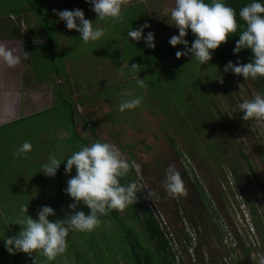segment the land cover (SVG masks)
Returning a JSON list of instances; mask_svg holds the SVG:
<instances>
[{"label": "rangeland", "instance_id": "374dc122", "mask_svg": "<svg viewBox=\"0 0 264 264\" xmlns=\"http://www.w3.org/2000/svg\"><path fill=\"white\" fill-rule=\"evenodd\" d=\"M80 1L83 2L84 0ZM4 2L6 4H11L14 2V0H0V12H2L5 8ZM146 2L148 3L154 19H156L155 38L167 39L169 41V38L172 35L178 34V29L168 23L166 12V10L170 12L171 8L174 7L175 0H146ZM38 3L39 2L37 1L35 2L36 6L33 7V10L35 12L39 11L40 14L43 12L44 17L47 19V26L52 28L54 23L48 20L50 19L48 16L54 13L53 9L63 10L64 6L65 8L71 9L69 5H75L77 7H79L81 4L82 6L84 5L83 3L76 5V2L70 4L69 0H60V4L59 2L56 3V5L49 3V5L42 8L44 11L41 12V8H38L40 7ZM59 6L63 7L58 8ZM133 7L139 8L135 9ZM132 8L130 10L128 9L126 13L130 12L132 21L136 20L135 18L140 16V19L135 21V27L139 26V22L145 23L150 21L149 17L145 13L146 11L142 12L143 9H141L140 4L132 6ZM133 12H136L138 15H132ZM95 20L92 21L94 22ZM95 22H97V24H99L101 27L103 26L106 31L100 40L93 42L91 45L92 48H90L88 51L90 54H96L97 56L100 55L101 51L106 53L108 56L115 54L119 44L109 45V42L119 38V30L124 24L119 21L113 22L111 19L102 21L98 20ZM169 22L171 23L170 20ZM124 23V27L133 26L132 22L130 23L127 18ZM46 24H44L43 27L46 26ZM52 31L54 38L56 36L62 40L63 35L67 37L69 36L68 38L70 40V46H73L75 43L78 44L80 40L78 36L69 33L71 30L68 29V32L67 28H62V30L54 29ZM185 39L189 41V45L190 42L195 39L194 35L191 33V30H189V34L185 37ZM57 41L59 45H61V41ZM180 46L181 45H177V47ZM183 48L184 45L181 47V49ZM49 53L50 52L43 51L41 48L36 50L31 48L32 61L36 66L37 78L42 79L47 77L51 78V82H56V73L54 72L53 75L52 71L49 72L51 66L56 65L58 71L60 72L59 74L66 75L65 73L68 74L67 67L70 66L68 65L70 62L66 61L67 56L70 58V55H76L77 53L72 52V50H68L67 48L65 49V47L62 48L58 46L56 47L55 52L52 54L55 57V61H53V58ZM188 56L191 57V55ZM213 56L212 59L215 62L206 63L204 65L205 67L203 68L206 70L210 80V82H208L210 84L209 86L212 87L213 93L216 94L214 99L213 97L208 99V103L210 104L211 109L215 112H218V109L221 110L218 114L221 123L220 128L217 131L219 135L221 134V137H218L219 135H215L212 130H208V132L205 129H198L192 120L189 119L187 111H183V108H181L183 114H181V117L179 115L178 118L182 124L168 123V116L163 114L161 109H156L158 111L154 112L152 105L149 104L145 98V95H149L147 92L148 90H150L151 97L152 85L148 81V75L142 73V71L141 73L139 72L140 74L138 77L134 78V80L129 79V82H117L116 84L111 83V76L114 77L113 73H110L111 76L109 73H103L104 75L100 77H87L86 80L88 86L86 87H84L85 85L82 84L80 76L73 73L71 77L75 81V93L83 94L85 92L81 97V101H77V98L75 97H70L68 95L69 91H66L64 86L61 89H58V87L55 86L56 97L54 105H50V107L46 110L33 113V116L30 118L28 123L23 122L16 129L9 127V124L3 129L0 128V147L3 149V158L0 156V211H3V215H8L7 220L9 221V224L3 226V233L5 236L2 238H7V236H15L21 229V226L17 224V221L27 215L26 212L22 213L21 211L19 214H17L10 208V199L12 196L15 197L14 190H20L21 194L19 195L21 197H38L41 195L39 191L41 192V190L44 188V185L47 186L48 184H51L52 187V185L55 184L54 180L49 179L44 175L40 177L41 173L39 162L29 161L36 156V153L29 152L27 156H14L13 152L18 148V146L21 145L20 143H23L26 140L31 142L35 138L38 139L40 138L38 134L44 132V138H46L47 142L49 144L51 143L52 147L56 148V150L59 149L60 151L58 152L55 150L51 154H55L57 158L61 160V168L65 173L64 177L66 179L64 181L67 184V180L70 178V175L65 172V165L63 162L69 155L72 154V152L79 150L77 148H79L80 142H76L77 136H74L72 132L69 131L70 129L68 132L66 130L69 123L73 124V121L71 120V116L73 114L72 104L73 102L76 103L77 101L76 105L79 107L80 103H86V101L89 102V100L92 99V105H96V109L100 108L96 113L99 115L97 117H102V120L105 123H100L99 131L102 134L108 136L107 132L109 130L106 127L110 126L115 137L120 135V139L122 140L117 142L112 141V143L115 145H122L121 148L123 147L128 155L129 151H133L136 156L133 157V159L137 164L140 165V169L141 166H147L149 163H151V161H156L161 157H164L163 152L166 154L167 150L171 148L168 144L167 136L169 137V135H174L179 139L180 145L184 148L186 153V157H184V159L182 158L183 161L188 167L190 166V169L195 171L194 175H197L198 178H200L207 186L212 198L215 199L219 205V208H221L222 211L226 206L228 208L230 203L229 194H231L233 191H236L237 189H240L247 206L252 212V215L253 211L249 200L250 197L253 198L254 204L258 210V217L261 219L264 228V188L261 189L256 184L250 168L251 164L258 172L264 186V131L261 130L264 125L256 124L251 120L244 121L241 118L243 113L238 112V109H236L238 102L244 99H250L252 98L253 94L260 92L257 90V87H255L251 78L245 80L241 75H236L231 72L224 73L223 69L226 64L224 65V63L219 62L218 57L213 58ZM51 58L52 60L50 61ZM174 58L178 59L177 57ZM223 58L227 59V57ZM233 59H236V61H233ZM233 59L229 58L227 60L232 61L233 63H242V60L237 58V56ZM85 60H88V58H85ZM191 62L195 61H192L191 59ZM83 63L86 64V62ZM162 63H164V61H162L160 64ZM72 66L74 67L73 71L79 72V68L75 63H71V68ZM104 69H108V71H110V66L105 65ZM158 74H160V72H158ZM189 75L190 72L187 76ZM221 75L222 82L220 80ZM75 76L77 77L76 79ZM139 77L144 79V87L137 86L136 81L139 79ZM161 77L164 78L161 86V94L168 96V91L170 88L172 89L173 82L175 81L172 80L167 73H162ZM63 81L65 86L68 85L69 79H63ZM230 87H232V93L230 91ZM60 90H62L63 94L64 91H66L64 96L66 95L67 102L62 100V96H60ZM89 91L91 92L88 93ZM124 91H130L133 93V95L143 97L142 104L138 106V113L141 118L136 116V109L126 110L123 113L118 110L117 105L120 103L122 98L121 94ZM180 92L183 93L182 87H180ZM70 93L72 95L75 94H73V92ZM49 99L50 97L47 96L44 97L43 101L48 102L47 100ZM216 99L218 102H213ZM98 101H101L102 103L97 105ZM153 107H158V105L153 104ZM59 126L63 128L65 127V129L59 130ZM80 129L82 130V128ZM56 130L58 132L57 134L55 133ZM58 136L64 139L59 138ZM41 139H43V136H41ZM191 139H195L192 140L193 143L196 141V139L199 141V143L193 144ZM206 142L210 143L205 144ZM210 145L213 146L214 149L212 152L209 150ZM172 152L173 151H170L168 158L171 157ZM202 159H204V162H202ZM219 162L223 172L216 166ZM233 164L240 167L241 176L243 175L245 177V189L243 188V185H241V180L238 181L234 173L231 171V165ZM188 167H186V165L183 166V169L187 175L189 186L186 188L187 192L181 196H183L186 201L188 200V204H191V207H194L195 203L189 198V194L190 197H193L191 195L192 187L190 184V180H192L193 177H190L188 174ZM223 173L226 174V180L223 176ZM71 175H75V168L73 169ZM228 179L232 180V184L227 182ZM2 180L3 185L1 184ZM42 183L44 184L43 186H41ZM153 184L151 183L152 191L157 194L155 199H159V201H157L161 202L167 211L171 213V197L165 195L164 191L166 190L163 191L162 186L159 185V183ZM249 193H251L250 197L248 195ZM58 196L67 197L68 195L66 193L63 194L62 192L58 193ZM68 205L69 204L66 206L63 205L65 206L62 207L63 210L61 212L58 211L56 216L50 217V219L65 218L70 211ZM77 210H83L86 213L89 211V209L84 205H82L81 208L78 207ZM131 211L132 210L130 208H126L120 211V213L122 215L125 214L124 216H127V218L131 221L129 225H131L134 230L140 233L142 231H140L138 228L134 217L130 215L132 214ZM37 212L38 210H31L28 211V214L35 218L37 216ZM228 212V220H230L232 218V214H230L231 211L229 208ZM206 219L209 221L208 216H206ZM253 220L255 221L254 215ZM197 222L199 226L203 227V229L204 227L208 228L207 226H204L206 225V222L203 225L204 219H202L201 216H198ZM261 229L262 228H260V230ZM140 239L144 244L148 242L145 239V235L141 234ZM262 249L264 250V244ZM131 252L132 249L130 248L129 243L126 242L122 232L120 233L119 231L117 223H115L113 218L109 216V213L108 215L101 217V223L91 232L70 231L67 237L66 252L60 256H57V258L53 261H47L46 258L39 253H33L32 255L23 252H18L15 254L9 253L4 246V240L0 239V264H124L126 259L127 261L132 260L129 256L132 254ZM160 259V256H157L155 253V264H161L162 262Z\"/></svg>", "mask_w": 264, "mask_h": 264}, {"label": "clouds", "instance_id": "9594fccd", "mask_svg": "<svg viewBox=\"0 0 264 264\" xmlns=\"http://www.w3.org/2000/svg\"><path fill=\"white\" fill-rule=\"evenodd\" d=\"M91 10L97 14L96 21L111 19L113 22L123 21L122 9L126 0H86ZM60 21L65 22L69 30H76L84 43L100 40L106 29L85 17L82 9H53ZM167 12V21L178 29V34L169 38L173 47L184 45L175 53L177 58L191 55L192 61L201 65L208 63L213 51L226 43L230 36L239 35L233 48L234 54L243 49H250L253 53L249 62L233 63L228 61L223 72L241 75L245 80L264 77V0H250L237 13L226 0H175L174 7ZM237 16L244 23L238 22ZM171 21V23L169 22ZM148 22L139 27L130 28L127 36L132 41L143 40L148 48H155V33L145 29L150 28ZM189 30L195 39L189 45L185 37ZM27 52L25 51V54ZM0 62L8 67H15L21 62L18 50L0 43ZM123 67V66H122ZM134 70L137 64L129 65ZM222 82V75L220 77ZM138 87H144V79H137ZM122 98L117 105L120 112L133 110L140 106L142 96L133 95L130 91L122 92ZM236 109L243 113L244 121H254L264 125V93H255L252 98L237 103ZM264 131V127L261 129ZM33 145L24 141L14 152V156H27ZM62 162L55 154H49L47 161L41 165L40 173L55 177ZM65 172L70 175L67 180L65 193L72 199L68 208L71 210L65 218L55 217V209L50 205H43L37 216L28 214V205L21 206V212L27 213L17 221L21 226L15 236L0 238L9 253L18 252L39 253L47 261H53L66 252L67 237L70 231L91 232L101 223V217L112 210L122 211L129 205L135 204L138 193L142 192V185L132 180L121 183L130 170L140 171V165L124 157L119 147L106 140L98 139L90 145H81L79 150L72 152L63 162ZM75 168V175H71ZM136 173H134L135 175ZM166 192L173 197L186 193V187L181 173L174 165H169L162 181ZM148 196L154 201L157 194L148 190ZM86 206L89 211L77 210L78 205ZM259 264H264V257Z\"/></svg>", "mask_w": 264, "mask_h": 264}, {"label": "trees", "instance_id": "16d2710c", "mask_svg": "<svg viewBox=\"0 0 264 264\" xmlns=\"http://www.w3.org/2000/svg\"><path fill=\"white\" fill-rule=\"evenodd\" d=\"M249 2L250 0H226V3L231 5L234 9H236L237 13L239 12V9L241 7H243ZM237 19L240 24L244 23L242 20H240L238 16ZM237 39H239L238 34L230 36L226 43H223L218 49L213 51L214 54L213 58L218 57L219 62L224 63V65L227 64L228 62L227 59L229 58L233 59L236 58V56L237 58L242 60V63L249 62L250 58L253 55L250 49H243L238 55L233 53V48L235 47V41ZM156 44H158L156 48H148L147 46L145 47L147 53L149 54V56L145 57V62H148L150 64H152L151 62H154V64H156L162 60L164 61V63L159 64L158 69L155 70L152 69L153 65L150 66L149 64H147L144 69L145 71H142V73L148 75L149 77L148 81L152 85L151 97H150V90H148L147 92L149 93V95L148 96L145 95V98L147 99L149 104L152 105V109L154 110V112L158 111L156 109H161L163 114L168 116L167 119L168 123L182 124L181 121L178 120V118L179 115L181 117V114H183L181 110V108H183V111L184 110L187 111L189 119L192 120V122L195 124L196 127H198V129H205L206 131L212 130L213 133H215V135H219L217 131L220 128L221 120L218 114L220 113L221 110L218 109V112H215L214 110L211 109L210 104L208 103V99H210L211 97H213L214 99V97H216V94L213 93L212 87L209 86L210 84L208 82H210V80L208 78L206 70L203 68L205 67L204 66L205 64L201 65L197 61L191 62L192 57L189 56H182L178 59L174 58L176 57L175 55L176 51L178 49H181L183 45H181L180 47L177 46L173 47L169 44L168 41H162L160 43H155V45ZM165 47H166V51H168V55L166 57L163 56L165 52L164 49ZM158 51L159 54L162 55L161 57H159ZM223 57H227V59H224ZM233 61H236V59H233ZM211 62L214 63L215 61H213L212 59V61L210 60L208 63ZM158 72H160V74H158ZM189 72L190 75L187 76ZM162 73L165 74L167 73L168 76L175 81L173 82L172 89L168 88L169 89L168 96L161 94V90H162L161 86H162V82L164 81V78L161 77ZM65 74L66 75H63V77L65 79H70V77H67V73ZM253 82L255 87H257V90L260 93H264V77L255 79L253 80ZM180 87L183 88V93L180 92ZM232 87H230V91ZM213 102L217 103L218 101L216 99ZM76 103L73 102L72 104V110H73L72 126L74 127L73 129L75 130V134L77 138L80 140V142L83 145H87V138L84 137L82 133L78 132L77 122L79 121L81 122L83 121L85 124L88 122L94 123V126L91 127L93 135H95L97 139L105 140L96 131V127L98 126V123L94 121L93 117L90 114H88L89 117L88 121L85 120L86 119L85 116L79 113ZM153 104L158 105V107H153ZM135 109L137 110V112L135 113L136 116L140 117L138 113V107ZM0 128L3 129V126H0ZM220 135L218 137H221ZM167 139L169 146H171L172 151L174 152L171 153V157L167 158V160L163 158L164 160L162 159V162L160 164L153 166V169H147L146 166H141V172L143 173L144 177L150 182V184L159 183V185L162 186V189L164 191L165 188L163 187L162 181L165 178V172L169 167V165H174L177 168V170L181 173L182 179L184 180L185 183V187L187 188L189 186V182L187 181V175L185 173V170L183 169V166L185 165L183 159L184 157H186L184 148L180 145L179 139L174 135H169V137L167 136ZM197 139L194 143L192 142V140L195 139H191V142L193 144H198L199 141ZM117 141L120 140L117 139ZM209 143L210 142H206L205 144H209ZM209 150L210 152H212L214 150L213 146L210 145ZM0 156L3 158L2 147H0ZM131 156H132L131 159H133V157H136L135 155H131ZM202 162H204V159H202ZM216 166L217 168H220L221 171L223 172L220 162ZM250 168L256 184L259 186V188L263 189L264 186L262 184L258 172L251 164H250ZM41 170L42 169L40 166V171ZM231 171L234 173L238 181L241 180V185H243V188L245 189L246 188L245 186L246 183L244 179L245 177L243 175L241 176L240 167L233 164L231 165ZM63 174L64 172L61 166L58 169L55 177H49L46 174L41 173L40 177L44 175L45 177L54 180L55 184L52 185L53 187L52 188L51 184H48L46 186L42 183L41 186L44 185V188L41 190L42 193L39 191L41 195H39L38 197H26V198L21 197L19 195L21 194V191L15 189L14 190L15 197L12 196L10 199V208L14 210V212L19 214L22 205H28V211L39 210L43 205H50L55 209L56 213H58V211L61 212L63 210L62 207H65L67 204L73 202L69 196L67 197L58 196V193L63 192V194H65L64 189L67 186L66 182L63 179ZM188 174L190 175V173ZM223 176L226 180L227 179L226 174L223 173ZM135 178L136 176L130 174L129 172V174L126 177L121 179V183H128L132 180L136 181ZM1 184L3 185V180ZM190 184L192 187L191 195L195 198L190 197V194H189V198L195 203L194 206L195 208L191 207V204H188V200L186 201V199L183 196L180 195L177 197H173L170 196L168 193L166 194V191H164L165 195L171 197L170 200L172 202L171 203L172 210L170 215L173 218H177L178 217L177 210H179L180 207H184L188 215L193 219L195 223L198 224L197 222L198 216H201L202 219H204L203 225L206 222V225L204 226L208 227V228L204 227V231H205L204 234H208L211 231V227L214 226L213 223L214 214L210 206V201H211L210 197L205 192L198 178H193L192 180H190ZM248 195L250 197L251 193H249ZM138 196H139L138 201L135 204L129 205L126 208H130L132 210L131 211L132 214L130 215L134 217V220L137 222L138 228L142 232L139 233L138 231L134 230V228L131 225H129L131 221L127 218V216H124L125 214L122 215L119 210H112L109 212V216L113 218L115 223H117L120 233L122 232L126 242L129 243V246L132 249L131 252L132 254L129 255L132 260L127 261L126 259L124 264H155V260H154L155 253L157 254V256H160L161 258L160 260L162 262L161 264H172L173 253L169 248V243L165 236V232L161 229L159 222L153 211L146 205V202L142 197V193L141 192L138 193ZM157 200L159 201V199ZM249 201L253 211L258 232L260 233L261 239L264 244L263 224L261 222V219H259L258 217L259 216L258 210L254 204L253 198L250 197ZM78 207L81 208L82 205H78ZM2 213L3 211H0V238L5 236V234L3 233V226L9 224V221L7 220L8 215H3ZM206 216H208L209 221H207ZM260 228L262 229L260 230ZM141 234L145 235V239L146 241H148L146 242L147 245L141 241L140 239Z\"/></svg>", "mask_w": 264, "mask_h": 264}, {"label": "crops", "instance_id": "0c3cea01", "mask_svg": "<svg viewBox=\"0 0 264 264\" xmlns=\"http://www.w3.org/2000/svg\"><path fill=\"white\" fill-rule=\"evenodd\" d=\"M36 1L39 2L38 5L40 7L38 8H41V12L44 11V9L42 8L49 5V3L56 5V3L59 2L60 4V0H14V2L11 4H6L4 2L5 8L2 12H0V43H4L8 47L17 49L18 53L21 56L20 64L15 67L10 68L7 65L3 64V62H0V126H3V128H5V126L9 124V127L16 129L18 126H20L21 123H28V121H30V118L33 116V113L46 110L50 107V105H54L56 97L55 86H57L58 89H61L64 86L66 88V91H69L68 95L72 97V94L70 93L71 89L69 88V85L65 86L63 81V79L65 78L63 77V75L59 74L60 72L58 71L56 65L51 66V69L49 71H52L53 75L54 72L56 73V82H51V78L47 77L42 79L37 78L36 66L32 61L31 48L35 50L41 48L43 51L50 52L49 54H51L53 61H55V57L52 54L55 52L56 47L58 46L62 48L65 47V49L67 48L68 50H72V52H76L77 54L72 56L70 55V58L67 56L66 61L70 62L68 64L70 66L67 67V77H70V73L77 74L78 76H80L82 84L85 85H83L84 87L88 86L86 80L87 77L96 78L103 76V73H113L114 77H112L110 74L112 78L111 83L113 84H116L117 82H129V79L134 80V78L138 77L141 71L145 69L147 64H149L150 66L153 65L152 69L155 70L158 69L159 64L162 62V60L159 61L160 63L156 64H154V62H151L152 64L145 62V57L149 56L147 50L145 49L146 44L143 40L132 41L127 36V31L132 28V26L124 27L126 18L128 21H130V23L132 22L133 27L136 26L135 21L139 20L140 16L135 18L136 20L132 21L130 12H126L128 9L130 10L132 6L140 4L141 9H143L142 12L146 11L145 13L150 19L148 23L151 25L150 28L145 29V35L148 31H152L155 33L156 19H154L146 0H126V4L122 9V15L123 17H125L122 21V24L124 25L119 30V38H116L115 40L109 42V45L119 44V46H117V52L111 56H108L102 51L98 56L96 54H90L88 50L92 48L91 45L93 44V42L84 43L79 37L80 33L76 30H71V32H69L67 29L69 33H72L80 38L78 44L75 43L73 46H70V40L68 38L69 36L67 37L63 35L62 40L56 36L54 38L52 30H62V28H66L65 22L60 21L59 17L52 13L48 16V18H50L48 20L54 23L53 28L48 27L46 24L47 19L44 17L43 12L42 14H40L39 11L35 12L33 10V7L36 6ZM78 1L80 0H69L70 4L75 2L76 5H79L81 3L84 4L83 6L82 4L79 5V7L75 5H69L71 9H82L87 19L95 20L97 14L91 10V6L86 2V0H84L83 2ZM60 7L63 6H59L58 8ZM133 8L138 9L139 7ZM64 9L70 8H65L64 6L63 10ZM132 15L137 16L138 14H136V12H133ZM95 21L94 24H97V22ZM44 24H46V26L43 27ZM142 24H144V22H139V26ZM54 39L61 41V45H59L57 40L55 42ZM162 41L168 40L155 38V43H160ZM157 45L158 44H156L155 48L157 47ZM164 49L165 52L163 56L166 57L168 55V51H166V47ZM25 51L27 52L26 54ZM158 55L159 57L162 56L159 54V51ZM52 58L50 59V61L52 60ZM85 58H88V60H85ZM83 62H86V64H84ZM71 63H75L77 65V67L79 68V72L73 71L74 67L72 66L71 68ZM132 64H137L139 65V67L132 70L129 67V65ZM105 65L110 66V71H108V69H104ZM76 78L77 77L75 76V79ZM60 91L62 100L67 102V97L66 95L64 96L66 91H64V94L62 90ZM47 96L50 97V99L47 100L48 102L43 101L44 97ZM98 102L102 103L101 101ZM72 128L74 127L69 123L66 130L68 132V130L70 129L69 131H71L72 134L76 136L75 130ZM63 129H65V127L63 128L59 126V130ZM43 133L38 134L40 138H35L31 141V144L33 145L31 152L36 153V156L33 159L29 160L39 162L40 166L47 161L49 154L56 150V148L52 147L51 143L49 144L47 142L46 138H44L45 134ZM55 133H58L57 130L55 131ZM41 136H43V139H41ZM58 137L62 138L60 136ZM78 141L80 140L77 138L76 142ZM81 145L83 144L79 142V148ZM56 151L60 152L59 149H57ZM64 175L65 173L63 174V179L66 180Z\"/></svg>", "mask_w": 264, "mask_h": 264}, {"label": "built area", "instance_id": "2783aa9c", "mask_svg": "<svg viewBox=\"0 0 264 264\" xmlns=\"http://www.w3.org/2000/svg\"><path fill=\"white\" fill-rule=\"evenodd\" d=\"M188 169L190 177L198 178L190 166ZM135 173L136 181L143 186L141 193L146 205L153 211L165 232L173 253L172 264H259L260 258L264 257L263 241L240 189L229 194L228 208L232 218L228 220L227 206L222 211L207 186L198 178L210 197L214 214V226L210 233L204 234V229L193 221L184 207H180L177 210L178 217L173 218L160 202L149 198L148 190H152L150 182L141 170ZM227 182L232 184L230 179ZM170 209L172 210L171 203Z\"/></svg>", "mask_w": 264, "mask_h": 264}, {"label": "flooded vegetation", "instance_id": "af4514ba", "mask_svg": "<svg viewBox=\"0 0 264 264\" xmlns=\"http://www.w3.org/2000/svg\"><path fill=\"white\" fill-rule=\"evenodd\" d=\"M73 74H71L70 73V79H69V82H68V85H69V88L71 89V92H73V94L76 92V86H75V81L72 79V76ZM85 93V92H84ZM83 93V94H84ZM90 93V92H89ZM83 94H78V93H75L74 95H72V97H75V98H77V101H81L82 100V96H83ZM76 95V96H75ZM100 104V102H98L97 103V105H99ZM83 105V106H82ZM94 105H92V100H89V102L88 101H86V103H80V108L79 107H77V109H78V111H79V113L80 114H82L83 116H85V120H87L88 121V114H90L92 117H93V119H94V121L96 122V123H98V126L96 127V131L98 132V134H100L106 141H108V142H111L112 143V141H116L117 142V139H119L120 141L122 140V139H120V135L119 136H116L115 137V135H113V132H112V130H111V127L110 126H107L106 128H108V136L107 135H104V134H102L100 131H99V127H100V123L101 124H105L104 123V121L102 120V117H100V118H98L97 116H99L98 114H96L97 113V111L100 109V108H97L96 109V105L93 107ZM96 110V111H95ZM94 111V112H93ZM104 119V118H103ZM94 126V123H92V122H88V123H84L83 121L81 122V121H79V122H77V128H78V132H80V133H82L83 134V136L84 137H86L87 138V145H90L91 143H93L94 141H96V140H98L97 139V137L95 136V135H93V133H92V130H91V127H93ZM80 128H82V130L80 129ZM110 134V135H109ZM89 138H91V139H89ZM117 138V139H116ZM117 146L119 147V149L121 150V152H122V154L124 155V157L125 158H127L128 160L129 159H131L132 158V156L131 155H135V153L132 151H129L128 153H129V155L127 154V152L125 151V149L122 147L121 148V146L120 145H118L117 144ZM133 147H134V145H133ZM171 147V146H170ZM170 151H172L171 150V148H169L168 150H167V152H166V154L163 152V156L164 157H161L159 160H156V161H151V163H149L146 167H147V169H153V166H155V165H157V164H160L161 162H162V158H164V159H166L167 160V158L169 157V154H170ZM163 159V160H164ZM161 160V161H160ZM136 162V161H135ZM158 162V163H157ZM141 170V169H140ZM147 171V170H146ZM134 173H135V170L133 169V170H130V174H133L134 175ZM143 174V173H142Z\"/></svg>", "mask_w": 264, "mask_h": 264}]
</instances>
